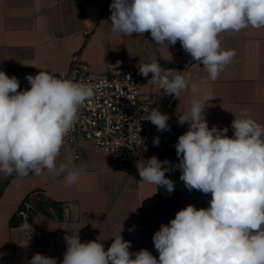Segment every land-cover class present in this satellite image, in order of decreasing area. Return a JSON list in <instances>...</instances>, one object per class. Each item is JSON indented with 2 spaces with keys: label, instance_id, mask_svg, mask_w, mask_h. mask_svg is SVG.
<instances>
[{
  "label": "clouds",
  "instance_id": "clouds-1",
  "mask_svg": "<svg viewBox=\"0 0 264 264\" xmlns=\"http://www.w3.org/2000/svg\"><path fill=\"white\" fill-rule=\"evenodd\" d=\"M110 11L112 32L150 33L155 45L167 49L179 41L206 70L207 77L197 81L190 72L173 74L155 57L138 65L139 74L147 78L151 73L147 83L164 95L192 96L177 114L178 124L188 125L174 144L178 162L152 156L136 167L142 185L164 186L169 193L175 184L166 173L179 169L185 188L210 193L211 199L207 208L189 204L161 224L153 236L158 259L147 249L129 251L122 222L107 250L98 239L81 242L78 232L66 235L60 264H264V123L241 109L234 114L232 136L227 127L210 128L205 109L216 97L199 95L200 85L217 81L236 55L223 47L222 34L264 28V0H112ZM26 79L30 88L20 90L18 78L0 70V173L18 178L65 174L66 185L77 184L84 169L73 166L71 157L59 165L57 159L80 109L101 84L43 70ZM145 111V120L158 132L171 131L168 114L158 107ZM159 143L154 138V146ZM28 264H57V259L35 253Z\"/></svg>",
  "mask_w": 264,
  "mask_h": 264
},
{
  "label": "crops",
  "instance_id": "crops-1",
  "mask_svg": "<svg viewBox=\"0 0 264 264\" xmlns=\"http://www.w3.org/2000/svg\"><path fill=\"white\" fill-rule=\"evenodd\" d=\"M110 15L106 0L100 4L0 0V64L9 66L20 90L27 89L26 76L40 70L57 77L66 73L79 54L92 77L127 68L140 78L141 98L170 117L171 131L156 129L141 160L156 156L174 165L178 162L174 144L188 130L187 124H178L177 114L187 108L192 94L182 93L179 99L164 95L162 89L147 83L151 73L147 78L139 74L138 65L155 57L163 67L173 69V74L190 72L197 81L205 79L207 72L179 41L167 49L155 45L150 33L126 36L112 32ZM222 36L223 47L234 49L236 55L217 81L200 85L199 95L212 92L216 97L205 109L209 127H227L232 136L234 114L241 109H249L254 119L264 123V28L249 27ZM156 137L159 146H154ZM69 157L73 166L84 169L79 182L71 186L65 184V174L30 173L18 178L0 173V264H28L35 253L55 257L60 264L66 250L64 237L76 232L81 242L98 239L107 250L115 226L122 222L121 235L131 242L129 251L147 249L158 259L153 236L161 224H168L189 204L197 209L209 206L211 194L185 188L179 169L166 173L175 184L169 193L164 186L142 185L136 166L130 173L114 171L110 155L90 142L81 141L77 153L63 145L57 164ZM26 202L36 213L23 222L18 212Z\"/></svg>",
  "mask_w": 264,
  "mask_h": 264
},
{
  "label": "built area",
  "instance_id": "built-area-1",
  "mask_svg": "<svg viewBox=\"0 0 264 264\" xmlns=\"http://www.w3.org/2000/svg\"><path fill=\"white\" fill-rule=\"evenodd\" d=\"M88 1L100 4L105 0ZM106 1L112 3V0ZM196 64L202 65L197 61ZM0 70L11 77L9 66L0 64ZM61 76L101 84L95 97L80 109L79 119L64 145L77 153L81 141L90 142L110 155L114 171L130 173L136 162L144 157L146 147L157 129L145 120L148 115L145 109L152 108L148 100L141 98L139 76L127 68H120L108 76L92 77L81 54L72 61L69 70L58 77ZM25 87L30 88V84ZM35 213V209L26 202L19 210L18 217L25 222Z\"/></svg>",
  "mask_w": 264,
  "mask_h": 264
}]
</instances>
